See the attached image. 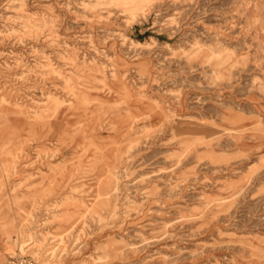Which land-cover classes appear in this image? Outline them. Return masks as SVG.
I'll return each mask as SVG.
<instances>
[{"label": "rangeland", "instance_id": "rangeland-1", "mask_svg": "<svg viewBox=\"0 0 264 264\" xmlns=\"http://www.w3.org/2000/svg\"><path fill=\"white\" fill-rule=\"evenodd\" d=\"M127 1L0 0V264H264V0Z\"/></svg>", "mask_w": 264, "mask_h": 264}, {"label": "crops", "instance_id": "crops-1", "mask_svg": "<svg viewBox=\"0 0 264 264\" xmlns=\"http://www.w3.org/2000/svg\"><path fill=\"white\" fill-rule=\"evenodd\" d=\"M35 157H34V155H31V157H29V159L27 160V164L29 165L30 163H28V162H30V161H32L33 162V159H34ZM3 159H5L6 160V164H7V166H9L10 164L9 163H11V161H12V159L11 158H9L8 159V157L7 156H5V158L2 156V155H0V160L2 161ZM2 163H0V174H1V172L3 171V168H2ZM28 166H26V168H22V166H20V168L19 169H15V170H12L11 171V173L13 172V174L15 173V172H17V173H20L22 176H25L26 174H28V173H31V174H36L37 173V171L39 170V168H36V167H32V168H27ZM15 171V172H14ZM11 189H9V188H7L6 189V192L7 193H10L9 191H10ZM1 192H4V191H1ZM3 205V207L6 209V208H12L13 209V204H12V202H10V201H6L5 203H3L2 204ZM37 207H42L40 204H38L37 205ZM21 208L22 209H30L31 208V206H30V204H23V205H21ZM0 231H1V229H0ZM2 232V231H1ZM2 235L0 234V258H1V256H3V255H6V254H9V252L10 251H12L13 249H14V246H13V243H12V241L14 240V235H11V239H12V241H7V240H5L4 239V237H1ZM67 264H70V263H67Z\"/></svg>", "mask_w": 264, "mask_h": 264}, {"label": "built area", "instance_id": "built-area-1", "mask_svg": "<svg viewBox=\"0 0 264 264\" xmlns=\"http://www.w3.org/2000/svg\"><path fill=\"white\" fill-rule=\"evenodd\" d=\"M5 264H42V263L31 258L28 255L15 253L7 256Z\"/></svg>", "mask_w": 264, "mask_h": 264}, {"label": "bare ground", "instance_id": "bare-ground-1", "mask_svg": "<svg viewBox=\"0 0 264 264\" xmlns=\"http://www.w3.org/2000/svg\"><path fill=\"white\" fill-rule=\"evenodd\" d=\"M128 2H129V0L127 1V3H128ZM120 3H121V2H120ZM124 3H126L125 0H124L123 4H124ZM129 16H130V15H129Z\"/></svg>", "mask_w": 264, "mask_h": 264}]
</instances>
